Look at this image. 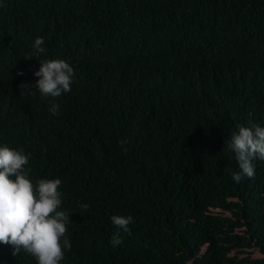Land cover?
<instances>
[{
	"label": "trees",
	"instance_id": "1",
	"mask_svg": "<svg viewBox=\"0 0 264 264\" xmlns=\"http://www.w3.org/2000/svg\"><path fill=\"white\" fill-rule=\"evenodd\" d=\"M43 58L75 67L71 91L20 94ZM250 121L264 124V0L0 7V143L30 153L34 178L62 179V264H264V160L236 182L227 147ZM114 213L134 217L119 246ZM0 264L36 261L0 243Z\"/></svg>",
	"mask_w": 264,
	"mask_h": 264
},
{
	"label": "clouds",
	"instance_id": "2",
	"mask_svg": "<svg viewBox=\"0 0 264 264\" xmlns=\"http://www.w3.org/2000/svg\"><path fill=\"white\" fill-rule=\"evenodd\" d=\"M5 0H0L3 7ZM33 52L45 54V38L37 36L32 44ZM39 67L33 75L34 82H21L20 94H35L46 97H60L71 91L76 75L75 67L63 58L40 59ZM21 74H23L21 72ZM61 105L50 100L49 111L57 115ZM121 145L125 138L119 140ZM227 147L234 154L236 170L232 178L241 182L252 177L256 171V161L264 160V124L241 123L227 139ZM127 151L126 148L123 149ZM30 153L23 147H10L0 143V243H10L13 254L22 250L31 254L36 264H62L65 249L72 247L66 234L71 222L69 209L64 207V195L60 188L63 181L59 176L34 178L29 166ZM83 209L90 205L81 203ZM112 223L117 226L110 243L119 246L123 243V233H130L134 222L131 214L114 213Z\"/></svg>",
	"mask_w": 264,
	"mask_h": 264
},
{
	"label": "rangeland",
	"instance_id": "3",
	"mask_svg": "<svg viewBox=\"0 0 264 264\" xmlns=\"http://www.w3.org/2000/svg\"><path fill=\"white\" fill-rule=\"evenodd\" d=\"M255 257H258V255H257V254H255V255H254V258H255Z\"/></svg>",
	"mask_w": 264,
	"mask_h": 264
}]
</instances>
